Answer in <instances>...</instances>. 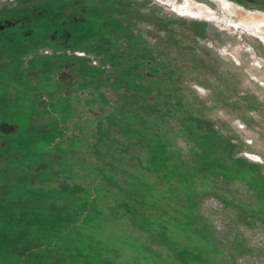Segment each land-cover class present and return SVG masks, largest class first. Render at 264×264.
I'll return each instance as SVG.
<instances>
[{"label": "rangeland", "instance_id": "1", "mask_svg": "<svg viewBox=\"0 0 264 264\" xmlns=\"http://www.w3.org/2000/svg\"><path fill=\"white\" fill-rule=\"evenodd\" d=\"M0 26V264H264V0Z\"/></svg>", "mask_w": 264, "mask_h": 264}, {"label": "flooded vegetation", "instance_id": "2", "mask_svg": "<svg viewBox=\"0 0 264 264\" xmlns=\"http://www.w3.org/2000/svg\"><path fill=\"white\" fill-rule=\"evenodd\" d=\"M5 24H6V25H5L6 27H9V24H10V23L6 22ZM0 28L2 29V28H5V27H4V26H0ZM5 29H6V28H5ZM5 29H3V30H5Z\"/></svg>", "mask_w": 264, "mask_h": 264}, {"label": "trees", "instance_id": "3", "mask_svg": "<svg viewBox=\"0 0 264 264\" xmlns=\"http://www.w3.org/2000/svg\"><path fill=\"white\" fill-rule=\"evenodd\" d=\"M51 248H53V246H52ZM25 250H26V249H25ZM25 250H24V251H25ZM0 251H1V250H0ZM24 251H22L20 255H22V253H23ZM37 252H38V251H37ZM0 255H2V254H0ZM22 256H23V255H22ZM22 256H21V257H22Z\"/></svg>", "mask_w": 264, "mask_h": 264}, {"label": "built area", "instance_id": "4", "mask_svg": "<svg viewBox=\"0 0 264 264\" xmlns=\"http://www.w3.org/2000/svg\"><path fill=\"white\" fill-rule=\"evenodd\" d=\"M239 128L241 129V128H242V126L240 125V126H239ZM247 142H248V141H247Z\"/></svg>", "mask_w": 264, "mask_h": 264}]
</instances>
